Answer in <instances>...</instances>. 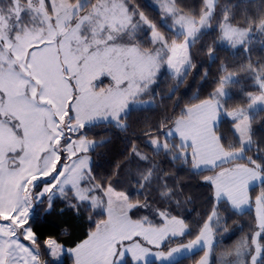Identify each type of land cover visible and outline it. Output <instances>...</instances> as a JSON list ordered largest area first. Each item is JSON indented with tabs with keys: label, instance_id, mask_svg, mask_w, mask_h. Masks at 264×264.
I'll use <instances>...</instances> for the list:
<instances>
[{
	"label": "snow or ice",
	"instance_id": "snow-or-ice-1",
	"mask_svg": "<svg viewBox=\"0 0 264 264\" xmlns=\"http://www.w3.org/2000/svg\"><path fill=\"white\" fill-rule=\"evenodd\" d=\"M201 56L219 63L212 88L184 103L194 70L209 77ZM261 130L264 0H0V264H183L198 253L193 264H264ZM118 144L99 173L101 150ZM177 169L209 189L195 227L180 213L193 196ZM56 199L99 216L71 247L31 224ZM246 215L248 231L222 247Z\"/></svg>",
	"mask_w": 264,
	"mask_h": 264
},
{
	"label": "trees",
	"instance_id": "trees-1",
	"mask_svg": "<svg viewBox=\"0 0 264 264\" xmlns=\"http://www.w3.org/2000/svg\"><path fill=\"white\" fill-rule=\"evenodd\" d=\"M147 0H141V3H146ZM190 3H199V0H187ZM215 32H211L206 39H212ZM253 58H257L261 55L260 45L258 43L253 44ZM220 56L228 63L237 62L242 58V53L236 57H233L230 52L221 50ZM200 63L203 65V70H207L209 77L207 81L201 80L196 76L195 70L193 75L190 76L177 93V98L188 103L194 95L205 96L212 88V80L214 79L219 63H213L207 58L201 56ZM195 77V78H194ZM167 85V78L162 82L161 87ZM165 106H169L165 101ZM153 116V119L158 115V111L149 113ZM230 125L225 120L222 125L223 131L226 133L229 131ZM264 131V130H261ZM100 133L99 129H95L91 132L93 135ZM123 148L122 144L115 145L107 150H101L99 159L97 160V171L101 174H109L112 165L115 160L119 158L120 152ZM148 150V149H146ZM166 167H171L170 164H166ZM177 174L183 178L186 183L184 185L185 190L193 196L191 203L187 204L185 208L180 210L181 215L195 227L199 223L200 218L204 215L209 207V189L206 185L201 184L195 177H192L186 171L177 169ZM130 195H135L134 189H129ZM46 203H39L36 207L34 214L32 215L31 224L34 230L38 233L41 240L47 236L58 240L61 243H65L66 246H73L80 240L86 238L87 232L92 228L93 222L88 220V216L91 215L95 219H99L96 211L89 213L88 211L81 209V213L77 214L73 208L68 206L67 202L61 199H56L53 202L51 210L45 211ZM237 221L233 224L229 221V232L222 237H219L221 246H231L234 244L240 236L248 231L250 215L243 217H234ZM200 253L195 257L185 258L183 264H193L194 259L199 258ZM64 264H71V259L67 256L64 257Z\"/></svg>",
	"mask_w": 264,
	"mask_h": 264
},
{
	"label": "rangeland",
	"instance_id": "rangeland-1",
	"mask_svg": "<svg viewBox=\"0 0 264 264\" xmlns=\"http://www.w3.org/2000/svg\"><path fill=\"white\" fill-rule=\"evenodd\" d=\"M255 44V43H254ZM38 205V204H37ZM37 205H36V207H37ZM36 207L33 209V212H32V215L34 214V212H35V210H36ZM82 211L80 210V212L79 213H81ZM93 219H95V217L93 218ZM61 243V242H60ZM62 244H64L65 246H66V244L65 243H62ZM66 247H71V246H66Z\"/></svg>",
	"mask_w": 264,
	"mask_h": 264
}]
</instances>
